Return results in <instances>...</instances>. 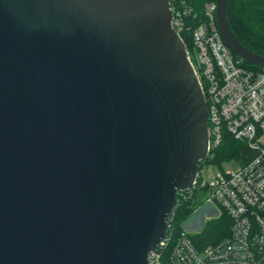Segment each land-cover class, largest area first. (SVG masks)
<instances>
[{
  "label": "water",
  "instance_id": "1",
  "mask_svg": "<svg viewBox=\"0 0 264 264\" xmlns=\"http://www.w3.org/2000/svg\"><path fill=\"white\" fill-rule=\"evenodd\" d=\"M229 47L264 69L233 32ZM171 0H0V264H150L210 153Z\"/></svg>",
  "mask_w": 264,
  "mask_h": 264
},
{
  "label": "built area",
  "instance_id": "2",
  "mask_svg": "<svg viewBox=\"0 0 264 264\" xmlns=\"http://www.w3.org/2000/svg\"><path fill=\"white\" fill-rule=\"evenodd\" d=\"M172 25L192 35L189 58L206 95L210 153L225 133L244 140L255 155L235 169L202 163L193 185L180 192L208 209V220L224 212L229 233L198 246L189 229L175 236L169 230L149 253L150 264H264V69L244 64L223 39L217 22V2L205 3L200 19L187 0H171Z\"/></svg>",
  "mask_w": 264,
  "mask_h": 264
},
{
  "label": "trees",
  "instance_id": "3",
  "mask_svg": "<svg viewBox=\"0 0 264 264\" xmlns=\"http://www.w3.org/2000/svg\"><path fill=\"white\" fill-rule=\"evenodd\" d=\"M217 0H187L194 7L193 18L200 19L206 2ZM227 16L230 26L237 38L252 51L264 55V0H229L227 5ZM187 49L192 47V35L190 31L181 32ZM244 64L255 70H263L245 60ZM255 150L250 148L246 141L236 139L233 135L225 133L219 145L213 148L211 157L204 162H212L221 166L224 161L237 160L245 163L255 155ZM201 162L199 168L203 165ZM200 206L195 197L183 199L180 192L177 194V203L170 213L169 230L178 235L184 231L186 221ZM230 218L224 212L219 218L207 221L205 228L197 233H191L198 246L216 242L226 236L230 230Z\"/></svg>",
  "mask_w": 264,
  "mask_h": 264
},
{
  "label": "rangeland",
  "instance_id": "4",
  "mask_svg": "<svg viewBox=\"0 0 264 264\" xmlns=\"http://www.w3.org/2000/svg\"><path fill=\"white\" fill-rule=\"evenodd\" d=\"M238 165H239V161L231 160V161H224L221 164V166L219 165L216 166L222 167L225 170L226 168L235 169L238 167ZM211 207L216 211V213H219L221 211L216 205H209L207 203H204L200 205L197 208V210L193 213V215H191V217L186 221V223L189 222V224L195 222L194 224L195 227L189 228L191 232H196L200 229L202 230L203 228H205L208 221V215H207L208 209Z\"/></svg>",
  "mask_w": 264,
  "mask_h": 264
},
{
  "label": "crops",
  "instance_id": "5",
  "mask_svg": "<svg viewBox=\"0 0 264 264\" xmlns=\"http://www.w3.org/2000/svg\"><path fill=\"white\" fill-rule=\"evenodd\" d=\"M194 224H195V222H193L192 224L191 223L189 224V222H187L185 226L187 229H189V228L195 227Z\"/></svg>",
  "mask_w": 264,
  "mask_h": 264
}]
</instances>
